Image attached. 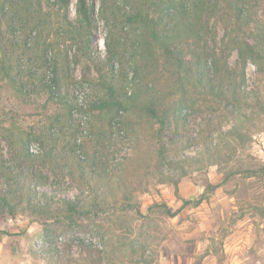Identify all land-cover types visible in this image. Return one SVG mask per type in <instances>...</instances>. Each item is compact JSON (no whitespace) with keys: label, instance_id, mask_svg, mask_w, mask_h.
<instances>
[{"label":"trees","instance_id":"obj_1","mask_svg":"<svg viewBox=\"0 0 264 264\" xmlns=\"http://www.w3.org/2000/svg\"><path fill=\"white\" fill-rule=\"evenodd\" d=\"M93 1L76 0L72 20L70 0H0V83L44 98L48 123L2 126L19 162L0 159V217L38 216L45 236L105 205L138 209L151 180L176 186L166 166L181 175L192 164L222 168L264 112L263 86H249L244 72L248 63L264 72V0ZM94 16L106 29L102 61ZM192 143L197 156L180 158Z\"/></svg>","mask_w":264,"mask_h":264},{"label":"rangeland","instance_id":"obj_2","mask_svg":"<svg viewBox=\"0 0 264 264\" xmlns=\"http://www.w3.org/2000/svg\"><path fill=\"white\" fill-rule=\"evenodd\" d=\"M75 1L70 0L68 8L72 20ZM93 3L96 9L98 1ZM257 16L264 22V5ZM94 17L93 46L102 61L106 29ZM215 29L219 44L225 31L220 24ZM236 61L237 53L231 51L228 64L234 67ZM244 72L249 86L259 83L264 91V72L257 77L250 63ZM80 75L76 67L73 76ZM90 75L95 77L92 67ZM43 102L44 98L22 99L0 83V159L5 166L19 161L16 146L5 139L11 135L2 126L11 128L13 123L21 130L38 131L48 124L41 113ZM244 113H251L249 107ZM193 116L197 124L199 113ZM255 123L257 128L222 168L202 165L198 170L192 164L181 175L175 167H164L176 186L151 180L148 191L137 194L138 209L105 205L97 215L75 218L76 224L65 225L58 235L54 227L48 236L38 216L0 217V264H264V112ZM195 132L192 127L190 134ZM199 149L192 143L180 158H195ZM164 205L174 216L163 213Z\"/></svg>","mask_w":264,"mask_h":264},{"label":"bare ground","instance_id":"obj_3","mask_svg":"<svg viewBox=\"0 0 264 264\" xmlns=\"http://www.w3.org/2000/svg\"><path fill=\"white\" fill-rule=\"evenodd\" d=\"M101 41V40H100ZM102 44V41L100 42Z\"/></svg>","mask_w":264,"mask_h":264}]
</instances>
